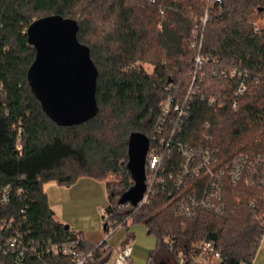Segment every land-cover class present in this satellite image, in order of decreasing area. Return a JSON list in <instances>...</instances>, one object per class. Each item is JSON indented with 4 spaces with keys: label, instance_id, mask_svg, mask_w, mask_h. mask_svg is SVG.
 I'll list each match as a JSON object with an SVG mask.
<instances>
[{
    "label": "trees",
    "instance_id": "obj_1",
    "mask_svg": "<svg viewBox=\"0 0 264 264\" xmlns=\"http://www.w3.org/2000/svg\"><path fill=\"white\" fill-rule=\"evenodd\" d=\"M205 6V0H0V225L7 222L0 231V264H13L16 254L3 248L15 233L28 250L23 264H74L71 256L47 250L54 243L91 251L86 264L109 262L114 248L90 242L57 220L44 189L49 181L66 185L85 175L106 181V231L134 220L157 235L150 264H179L181 254L194 264L200 253L195 245L204 241H214L209 256L217 252L222 264L253 263L264 235V184L226 182L222 213L200 209L194 217H180L169 173L182 158L177 146L166 150L159 144L161 100L189 94L190 115L177 139L218 148L222 157L260 155L264 170V23L256 30L264 0L210 4L200 51L208 61L197 68L190 36L194 15ZM59 13L78 20V39L90 47L99 74V112L74 126L47 116L27 77L36 54L27 30L37 18ZM139 61L153 63V73ZM136 131L149 137L150 150H166L165 171L158 172L166 182H156L139 206L119 203L134 183L127 163ZM259 132L262 138L248 142ZM109 173L122 178L108 180ZM132 238L127 235L121 247Z\"/></svg>",
    "mask_w": 264,
    "mask_h": 264
},
{
    "label": "built area",
    "instance_id": "obj_2",
    "mask_svg": "<svg viewBox=\"0 0 264 264\" xmlns=\"http://www.w3.org/2000/svg\"><path fill=\"white\" fill-rule=\"evenodd\" d=\"M205 1L204 13L194 15V25L190 36L191 46L198 51L196 55L197 68H201L208 61V57L202 56L200 51L203 45L202 39L206 28L205 25L211 18L209 6L210 4H221L223 2V0ZM256 30H259V25L256 26ZM244 88L242 84L239 91H242ZM188 98L189 94L183 99H176L175 96L170 95L161 100L160 109L162 110L163 117L157 130L158 135L161 136L159 144L164 146L166 150L169 147L177 146L178 153L182 158L179 166L169 173L173 187V194L171 196L173 209L176 215L191 218L200 209L222 213L226 208L223 199L225 183L230 182L233 185H238L239 182L243 181L253 186L257 183L264 184V170L260 169L262 162L260 155H251L247 152L238 151V153H234L230 157H222L218 148L201 145L192 146L189 143L178 140L177 137L182 131L184 121L190 115ZM166 150L160 152L157 146H152L151 150L149 147L146 156V168L149 172V176L146 178L147 190L144 197L139 201V205L145 203L149 195L155 191L154 185L156 182H166V178L158 173L159 171H165L163 163ZM8 191V187L3 190L4 200H7L9 197ZM100 211L104 214L105 207H101ZM6 224L7 222H2L0 231ZM110 235L105 240L96 244L106 242V247H113L108 240ZM7 244L8 246L3 248L4 253L14 252L16 256L13 264H23L28 250L22 242V236L19 233L11 234L7 238ZM214 247V241H204L199 244L197 249L200 250L199 254L209 255L213 252ZM113 248L112 261L116 264H127L128 259L131 257L133 246L127 243L125 247L119 246ZM47 250L54 254L61 253L65 256H71L74 264H86V260L92 255L91 251L87 252L77 248L75 244L59 245L54 243ZM32 251L40 257L34 248H32ZM215 257L221 258L217 252ZM188 259L187 254H181L179 256V264H187ZM240 264L253 263L243 261Z\"/></svg>",
    "mask_w": 264,
    "mask_h": 264
},
{
    "label": "water",
    "instance_id": "obj_3",
    "mask_svg": "<svg viewBox=\"0 0 264 264\" xmlns=\"http://www.w3.org/2000/svg\"><path fill=\"white\" fill-rule=\"evenodd\" d=\"M77 30L78 20L60 13L37 18L27 30L36 48L27 72L31 90L47 116L61 126L84 123L99 112L98 69L90 47L78 39ZM149 143V137L141 131L130 134L127 168L134 183L121 195L119 203L138 206L144 197Z\"/></svg>",
    "mask_w": 264,
    "mask_h": 264
},
{
    "label": "rangeland",
    "instance_id": "obj_4",
    "mask_svg": "<svg viewBox=\"0 0 264 264\" xmlns=\"http://www.w3.org/2000/svg\"><path fill=\"white\" fill-rule=\"evenodd\" d=\"M256 22L260 26L263 25L264 12L258 16ZM138 64H141L146 72L153 73V63L139 61ZM261 133L254 135L248 142L262 138ZM121 178L120 174L109 173L108 180L118 182ZM74 183V186H71V184L63 185L52 180L44 184V189L49 192L51 197L54 189H59L63 192L62 197L58 198V200H53L52 203L56 219L66 225L69 224L71 230L81 233L88 241L93 242L99 236L107 234V231L104 230L105 219L100 211V207L109 205V192L106 188V181L85 175ZM119 230L125 234L127 230L135 234L133 239L137 248L133 252L132 258L136 264H148L151 253L157 248V235L150 234L146 223L142 221L135 222L130 220L127 225L122 226ZM119 230L112 234L110 238L112 245H115L118 240ZM199 244L195 245L196 249Z\"/></svg>",
    "mask_w": 264,
    "mask_h": 264
},
{
    "label": "crops",
    "instance_id": "obj_5",
    "mask_svg": "<svg viewBox=\"0 0 264 264\" xmlns=\"http://www.w3.org/2000/svg\"><path fill=\"white\" fill-rule=\"evenodd\" d=\"M74 184L75 183L71 184V186H74ZM52 192H53L52 197L50 196L49 192H47V193H48V196H49L50 206H52V208L54 209V206L52 205L53 200H58V198H61L62 195H63V192H61L59 189H54ZM121 228H122V226L117 227L114 230H112V229L108 230L106 232L107 233L106 235L99 236L95 241H93V243H98L100 241H103V240H105L108 237L109 234H111L109 239H108L109 243H110V238H111L112 234L116 233ZM104 230H105V228H104ZM129 234L132 235V236H135V234H133L132 232H129L128 230H127L126 234L124 232H121V230H119V237H118V240H117L116 244L112 245L110 243V245L115 247V248L121 246L122 243L124 242V240L126 239L127 235H129ZM260 241H261V243H260V245H259V247L257 249V252L255 254V257L253 259V264H264V235L262 236ZM128 243H130L133 246V250H132V254H133V252L137 248L135 246L134 239L132 238L130 240V242H128ZM132 254H131V257L128 259L127 264H136L135 260H133V258H132ZM112 257H113V255H112ZM112 257L110 258V260H109V262L107 264H116L114 261H112ZM150 262H151V260H150ZM150 262L148 264H150ZM194 264H222V259L218 258V257L212 258L209 255H201V254H199V256H196L194 258Z\"/></svg>",
    "mask_w": 264,
    "mask_h": 264
}]
</instances>
